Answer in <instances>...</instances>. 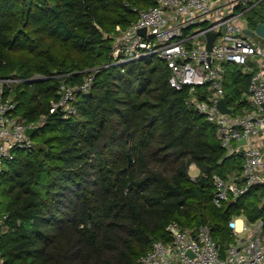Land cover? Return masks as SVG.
Instances as JSON below:
<instances>
[{"label":"trees","instance_id":"trees-1","mask_svg":"<svg viewBox=\"0 0 264 264\" xmlns=\"http://www.w3.org/2000/svg\"><path fill=\"white\" fill-rule=\"evenodd\" d=\"M156 2L0 0V80H19L7 95L25 126L46 118L32 138L35 149L15 153L0 176V211L9 216L0 239L6 264H138L153 242L171 243L172 223L209 225L225 250L233 242L232 218L264 217V189L222 209L214 205L212 177L240 173L243 160L228 156L217 127L187 108L188 91L170 87L164 61L105 68L113 63L111 37L137 21L133 9ZM249 15L250 26L264 23L256 10ZM93 69L76 116L51 115L61 82L81 85ZM251 77L227 66L228 105L241 103ZM36 78L42 80L31 82ZM40 132L49 136L35 141Z\"/></svg>","mask_w":264,"mask_h":264},{"label":"built area","instance_id":"built-area-1","mask_svg":"<svg viewBox=\"0 0 264 264\" xmlns=\"http://www.w3.org/2000/svg\"><path fill=\"white\" fill-rule=\"evenodd\" d=\"M262 5L264 0H157L147 10L133 9L137 21L111 37L113 63L105 68H124L147 59L164 61L170 71V87L178 92L187 90V108L217 127V139L228 156L242 158L240 173L226 179L212 177L213 203L219 209L254 190L264 189V46L257 43L258 36L246 34L251 30L247 16L252 10L264 11ZM193 28L198 31L190 34ZM143 29L147 31L145 36L139 33ZM210 33L216 35L211 52L207 50ZM228 65L252 74L248 91L241 103H235V109L225 102ZM97 71L90 70L81 85L70 86L62 81L60 99L52 103L50 114L61 111L65 120L76 116L74 105L80 95L90 93ZM66 77L70 75L61 78ZM39 79L42 80L31 82ZM19 83L0 80V176L7 163L15 159V153H31L35 149L26 132L37 130L46 121L42 118L35 125L25 126L16 115L17 105L7 90ZM222 100L230 114L218 109ZM242 103L246 105L238 110ZM242 140H246V145L238 146ZM195 168L192 166L190 171ZM261 204L263 208L264 197ZM8 221L9 216L0 211V239L9 231ZM229 229L233 242L222 250L209 225L191 230L172 223L166 229L171 243L153 242L138 264H264V217L254 223L234 217ZM0 264H6L1 252Z\"/></svg>","mask_w":264,"mask_h":264},{"label":"water","instance_id":"water-1","mask_svg":"<svg viewBox=\"0 0 264 264\" xmlns=\"http://www.w3.org/2000/svg\"><path fill=\"white\" fill-rule=\"evenodd\" d=\"M52 10L57 13V7L56 6H53L52 7ZM254 25H255V30L252 31H246V34L251 36V37H255V36H258L260 38H264V23H261L260 21L256 20L254 22ZM142 36H145L147 31L146 29H143L139 32ZM216 39V35L215 34H208L207 35V50L209 52L212 51V47H213V44H214V41ZM34 81H39V80H34ZM33 82V81H32ZM218 109L223 113V114H230L231 113V110L228 109L226 103L222 100L219 102L218 104ZM61 113V111H60ZM36 129H28L27 130V136L30 137V138H33L34 134L36 133ZM241 145H246V140H242L241 142L238 143V146H241ZM132 165V160H131V157L129 156L128 158V166L123 170V172H126ZM209 169L206 170L205 174L201 177V185L204 186L207 182H208V179H209ZM264 209V207L262 208Z\"/></svg>","mask_w":264,"mask_h":264},{"label":"rangeland","instance_id":"rangeland-1","mask_svg":"<svg viewBox=\"0 0 264 264\" xmlns=\"http://www.w3.org/2000/svg\"><path fill=\"white\" fill-rule=\"evenodd\" d=\"M257 12H258V13H261V14L264 16V11L258 10ZM249 16H250V15L247 16L248 19H249ZM261 17H262V16H261ZM262 18H263V17H262ZM250 27H251V30H255V28H256L254 24H251ZM197 31H198V28H193L189 33H190V34H195ZM256 41H257V43H258L259 45L264 46V39H262V38H260V37H256ZM40 80H41V79H39V81H40ZM235 103H237V101H236ZM229 106L235 109V104H234V105H229ZM41 136H49V134H47V133H45V132H40V133L36 134V136L34 137V140H35V141L38 140V138H40ZM190 175H191V177H192L193 179H197V177L199 176V170H197L196 168H195V169H192V170L190 171ZM251 200L253 201L254 198H253V197L250 198V201H251Z\"/></svg>","mask_w":264,"mask_h":264},{"label":"crops","instance_id":"crops-1","mask_svg":"<svg viewBox=\"0 0 264 264\" xmlns=\"http://www.w3.org/2000/svg\"><path fill=\"white\" fill-rule=\"evenodd\" d=\"M198 170V169H197Z\"/></svg>","mask_w":264,"mask_h":264}]
</instances>
